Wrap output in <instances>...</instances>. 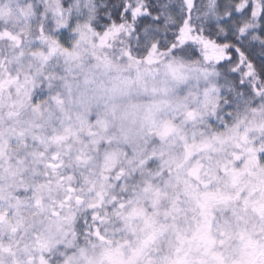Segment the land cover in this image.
Wrapping results in <instances>:
<instances>
[{
	"label": "clouds",
	"instance_id": "9594fccd",
	"mask_svg": "<svg viewBox=\"0 0 264 264\" xmlns=\"http://www.w3.org/2000/svg\"><path fill=\"white\" fill-rule=\"evenodd\" d=\"M0 264H264V0H0Z\"/></svg>",
	"mask_w": 264,
	"mask_h": 264
},
{
	"label": "snow or ice",
	"instance_id": "6c2138e0",
	"mask_svg": "<svg viewBox=\"0 0 264 264\" xmlns=\"http://www.w3.org/2000/svg\"><path fill=\"white\" fill-rule=\"evenodd\" d=\"M180 39L181 40H184V39H192V37L187 36V34L184 33L183 30H182V35H181Z\"/></svg>",
	"mask_w": 264,
	"mask_h": 264
}]
</instances>
